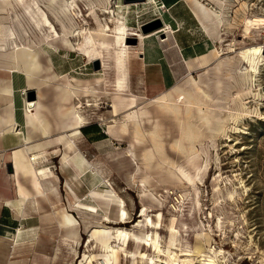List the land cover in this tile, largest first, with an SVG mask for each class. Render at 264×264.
<instances>
[{"label":"rangeland","instance_id":"1","mask_svg":"<svg viewBox=\"0 0 264 264\" xmlns=\"http://www.w3.org/2000/svg\"><path fill=\"white\" fill-rule=\"evenodd\" d=\"M4 1H11L14 6L3 10ZM34 2L46 14L43 22L39 15L33 16L25 2L0 0V65L12 66L8 54L16 45L33 46L40 52L43 71L34 84L29 83V89H37L60 119L69 107L60 100L65 77L80 80L83 87H90L91 96H79L75 102L82 104L81 114L87 123H98L105 135L104 141L96 144L80 134L73 137L87 160L79 173L90 192L84 202L98 206L94 212L84 213L73 205L74 218L66 213L72 224L79 225V232L78 237L74 234L76 237L67 241L57 235V260L65 254L67 264H103L109 260L112 264H149L148 258H127L119 253L116 261L103 247V243L111 242L114 246L124 245L131 252L142 251L154 258L155 264H166L164 255L147 246L139 247L135 240L129 242L108 234L90 243L93 227L98 225L128 228L143 235L147 229L135 225L141 220L142 207L147 206L154 221L157 212L162 211L158 241L165 253L171 248L179 255L177 264L193 259L197 264H206L210 256L214 264H264V59L253 53L259 47L264 50V0H223V26L214 33L219 60L193 74L212 97L209 108L215 115L213 126L204 128L196 153L186 155L174 145L182 132L181 122L174 115L156 106V99L137 97L142 103L140 108H146L151 115L145 129L160 125L164 144V157L157 154L153 162L140 165L131 152L135 150L141 158L152 144H139L134 138L132 117L136 108L119 103L115 116L112 105L116 102L114 97L123 90L115 85L123 86L125 77L124 97L140 94L133 88L135 77L139 86L142 79L134 62L141 55L139 35L161 25L147 35L168 30L156 7L151 0ZM204 2L213 10L221 8L212 0ZM179 7L183 23L177 33L182 40L191 44L206 39L208 35L194 15L192 4L182 0ZM107 8L115 12L113 21L112 15L104 13ZM160 36L168 38L167 34ZM126 44L129 48L125 51ZM168 55L178 82L170 91L178 87L192 89L187 82L189 76L178 70L175 54ZM127 121L129 127L124 131L122 125ZM110 124L114 125L115 136L108 133ZM53 166L59 170L58 159ZM73 168L78 170L75 165ZM136 171L141 179L137 177L135 182ZM111 186L128 208L130 221L126 225L104 221L107 216L117 221L118 208L93 200L92 196L98 193L119 205ZM171 226L176 228L174 239ZM197 245L203 248L200 257L194 254ZM87 257L90 258L85 262Z\"/></svg>","mask_w":264,"mask_h":264},{"label":"crops","instance_id":"2","mask_svg":"<svg viewBox=\"0 0 264 264\" xmlns=\"http://www.w3.org/2000/svg\"><path fill=\"white\" fill-rule=\"evenodd\" d=\"M159 1L166 5L167 21L172 28L141 39V55L134 61L141 70V85L137 84L136 77L133 81V88L140 94L124 97L126 77L123 86L116 84V88L123 90L114 97L115 116L120 110L119 103L138 110L142 103L137 97L153 100L178 85L169 53L175 54L178 70L186 72L187 77L199 70L205 71L219 60L214 34L208 33L197 17L208 35L206 39L186 44L177 33L183 23L179 7L182 0ZM161 33L168 38H161ZM7 67L0 65V264H67L64 263L68 258H64L65 254L57 260L55 239L57 235L65 241L76 237L74 234L78 237L79 225L72 224L65 217L66 213L74 218L73 205L84 213L94 212L98 206L84 202L90 192L79 173L83 172L87 160L73 137L80 134L86 141L96 144L104 141L105 135L98 123H87L83 115L85 123L81 127H69L71 117L64 112L58 119L50 103L38 91L35 113L30 115L25 108L28 99L23 90L37 89H29L30 81L21 71L13 73ZM132 100L135 104L128 106ZM112 126L113 132L110 133L108 126V133L115 136ZM57 159L59 170L53 166ZM10 165L13 173L9 171ZM73 165L78 167L77 171ZM41 169L45 170L44 174ZM138 174V171L134 174L135 182ZM111 188L117 196V191ZM92 197L99 205L118 208L117 221L108 216L104 221L119 225L123 207L104 198L103 194L96 193ZM76 222L79 224L78 219Z\"/></svg>","mask_w":264,"mask_h":264},{"label":"bare ground","instance_id":"3","mask_svg":"<svg viewBox=\"0 0 264 264\" xmlns=\"http://www.w3.org/2000/svg\"><path fill=\"white\" fill-rule=\"evenodd\" d=\"M20 1V0H19ZM27 4L28 10L33 14V16L36 17V15L40 16V20L42 22L44 21L46 14L42 12L41 9H39L34 0H21ZM192 6H193V13L194 15L199 19L203 27L206 29V31L210 34H214L217 32V29L219 27L223 26V0H212L216 2L221 8L220 10H213L211 9L204 0H188ZM151 3L156 7L158 14L160 17H163L168 20V14L165 3L160 2L159 0H151ZM150 3V4H151ZM73 4V1L71 2ZM14 4H12L11 1H4L3 6L1 9H7L9 7H13ZM39 12H42L39 14ZM93 12H91L92 14ZM104 13L108 15H112V21L113 18L115 19V12L110 8L104 9ZM111 19V17H110ZM225 19V18H224ZM165 21V22H166ZM39 22V21H38ZM123 24V22H122ZM166 25L168 29L171 30V24L169 21L166 22ZM109 26V25H108ZM164 30V29H163ZM165 32V31H164ZM124 34V32H122ZM158 33V32H154ZM147 34H140L139 38L143 39L146 37ZM124 38V37H123ZM124 50L126 51L129 46L123 45ZM254 50V49H253ZM262 48H256L253 53L256 55L262 56L264 59ZM8 58L10 60V65H12L10 70L17 69L24 73V75L28 78L30 81V84L34 82V79L40 78L43 71V63L42 59L40 58V52L36 50L33 46L30 45H23V46H15V49L11 52V54H8ZM264 61V60H262ZM16 71V70H13ZM253 73H256L255 69H251ZM188 86H190L192 89L185 90L182 87L175 88V90L167 91L163 94H161L159 97L156 98V106L161 108L163 111L174 115V118L178 119L181 122V136L180 139H178L175 142L176 148L180 150L181 152L185 153L186 155H191L193 153H196L198 151L197 143L201 141V139L204 137V128L205 127H212L213 126V119L214 116L211 109L209 108V102L212 101V97L210 94H208L205 89L198 83L197 79L193 76V74L188 75ZM66 78V83L64 86V89L60 95V100L62 104H69V107L67 108L66 116L71 117L72 123L69 125V127H81L85 122L84 118L81 114V108L82 104H79V102H75L76 100H79V96H91L90 93V87H83V83L78 79H69ZM100 81V80H99ZM83 87V88H82ZM28 90V89H27ZM176 94V95H175ZM81 100V98H80ZM35 101H31V106L34 107ZM27 104V103H26ZM135 104V101L132 100L128 106H132ZM88 105H91L89 103ZM35 108V107H34ZM32 111L29 112L30 115H34V109H31ZM133 113V112H132ZM129 117V115H128ZM150 113L146 108H140L136 109V112L133 114L132 117V124L134 125V138L137 143L144 144L148 141L151 142L152 148H145L146 150L143 153V157L139 158L137 152L133 150L131 152V155L134 157V159L138 160V164H144L153 162V160L157 157V154H160L164 157V144L162 143V133L160 130V125L155 124L153 128L150 130L145 129V122L150 121ZM153 119V118H152ZM148 124V123H147ZM154 124V123H153ZM113 124H110L109 127L110 133H112V126ZM129 127V122L127 121L122 125V130L126 131ZM76 129V128H74ZM139 160H143L142 163L139 162ZM164 163V159H161ZM166 162V161H165ZM169 164L175 166L172 162H168ZM43 169H41V173L44 174ZM139 173V172H138ZM142 187H145L143 184ZM145 189V188H144ZM118 198H119V206H122L121 210V217H120V225H126L130 221V214L128 210L125 208V201L118 195L116 192ZM147 194V193H145ZM150 195V194H149ZM159 202V201H158ZM161 205L162 203L159 202ZM148 208L147 206H143L142 210L140 212V221L136 223L135 227L140 229V226L147 229V231L143 232V235H139L131 230H128V228L123 227H110V226H103L98 225L93 227V231L90 235V243L93 242V240L98 239L101 235L106 236L108 234H112V236H116L118 238H124L125 241H136L137 245L140 246H147L151 250H154L155 252H158L160 255H164L166 257V260L164 263L166 264H177L179 261V255L171 251V248L168 249V251L165 253V251L162 249V246L159 244V230L161 229V222H162V211L157 212V219L154 221L152 216L147 213ZM143 217V219H142ZM136 229V228H135ZM151 229V232L149 231ZM176 233V228L174 226H171V237L174 239ZM205 238L207 240L210 239V236L206 233L204 234ZM206 240V241H207ZM172 245H174V240L172 241ZM103 247L105 248V252L109 254L113 259L116 261H119V257L117 253L125 255L127 258H137L138 256L142 259L147 258L150 259L149 264H155V259L148 257L145 253L142 251L137 252H131L126 249L124 245H112L111 242L103 243ZM137 249V248H136ZM194 254L196 257L202 256L203 248L201 245H197L194 248ZM122 252V253H121ZM138 255V256H137ZM90 257H87L88 261ZM194 260V259H193ZM193 260H182V264H197ZM215 260L213 257H209L208 263L206 264H214ZM112 260H109L108 262H103V264H112ZM163 263V262H162Z\"/></svg>","mask_w":264,"mask_h":264},{"label":"water","instance_id":"4","mask_svg":"<svg viewBox=\"0 0 264 264\" xmlns=\"http://www.w3.org/2000/svg\"><path fill=\"white\" fill-rule=\"evenodd\" d=\"M141 1H143V0H141ZM157 21H159V22L162 23L161 18H158ZM161 26H162V25H161ZM161 26H159V27H157V28H154V29L147 30V31L144 32V34H147V33L151 32V31H154V30H156V29H159ZM27 99H28V101L36 100V99H37L36 91H35V90H30V91L28 92V94H27ZM9 171H10V173H13V172H14V170H13V168H12L11 165L9 166Z\"/></svg>","mask_w":264,"mask_h":264},{"label":"built area","instance_id":"5","mask_svg":"<svg viewBox=\"0 0 264 264\" xmlns=\"http://www.w3.org/2000/svg\"><path fill=\"white\" fill-rule=\"evenodd\" d=\"M23 94L25 95V97H27L28 91L23 90ZM26 103H27V104L25 105V108H26V110H27L28 112H30L31 109H33L34 107L31 106V101H27Z\"/></svg>","mask_w":264,"mask_h":264}]
</instances>
